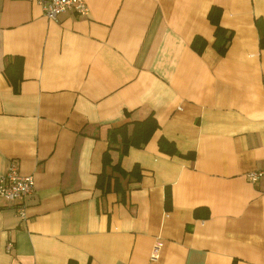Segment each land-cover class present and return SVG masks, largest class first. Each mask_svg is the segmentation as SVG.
Listing matches in <instances>:
<instances>
[{
    "label": "crops",
    "instance_id": "crops-1",
    "mask_svg": "<svg viewBox=\"0 0 264 264\" xmlns=\"http://www.w3.org/2000/svg\"><path fill=\"white\" fill-rule=\"evenodd\" d=\"M83 1L50 20L0 0V175L14 161L33 178L22 199L0 196V264H264V0ZM211 6L232 31L222 55ZM147 115L142 147L109 152L137 179L102 192L107 130Z\"/></svg>",
    "mask_w": 264,
    "mask_h": 264
},
{
    "label": "trees",
    "instance_id": "trees-1",
    "mask_svg": "<svg viewBox=\"0 0 264 264\" xmlns=\"http://www.w3.org/2000/svg\"><path fill=\"white\" fill-rule=\"evenodd\" d=\"M220 15V8L217 6H211L207 18L209 22L214 26L213 28V42L212 47L215 51L222 55L224 54L229 41L232 36V31L221 27L218 24ZM260 45H263L264 33L260 34ZM204 40L198 36H194L190 42V46L196 51L200 52L204 46ZM21 60L19 56H14L9 59L4 66L3 73L13 91L18 90V82L20 76ZM128 113H125V116ZM130 126V128H128ZM158 128V124L152 115H147L143 119L124 121L117 126L111 127L107 130V147L101 154V171L96 175L95 186L102 192L108 191L111 187L114 191H121L120 179L131 178L137 179L138 167L136 164L133 165L130 171H123L119 168L117 163H111L110 150L116 149L119 154H124L129 147H142L150 138L151 134ZM115 145H117L115 147ZM158 149L166 154H177L193 157V153L189 152L186 154H180L175 150L172 142L166 140L163 136H159L157 139ZM108 168V170H107ZM112 179V183H110ZM170 205L169 192L166 191L164 194V207L168 208ZM196 215V214H195ZM68 264H77L69 261Z\"/></svg>",
    "mask_w": 264,
    "mask_h": 264
},
{
    "label": "built area",
    "instance_id": "built-area-1",
    "mask_svg": "<svg viewBox=\"0 0 264 264\" xmlns=\"http://www.w3.org/2000/svg\"><path fill=\"white\" fill-rule=\"evenodd\" d=\"M36 3L42 15L50 20H54L61 13H74L77 15H85L87 6L83 0H26ZM263 175L262 170L251 171L246 174V178L250 182L256 181ZM33 189V178L29 175L19 173L17 164L11 161L0 175V196L9 202H16ZM17 215L24 217V208L21 204L16 206ZM156 244L150 253V259L155 257Z\"/></svg>",
    "mask_w": 264,
    "mask_h": 264
}]
</instances>
